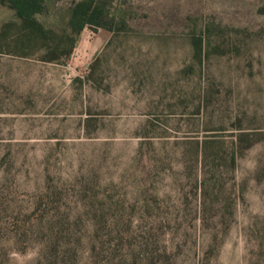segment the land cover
<instances>
[{
  "label": "rangeland",
  "instance_id": "374dc122",
  "mask_svg": "<svg viewBox=\"0 0 264 264\" xmlns=\"http://www.w3.org/2000/svg\"><path fill=\"white\" fill-rule=\"evenodd\" d=\"M77 1L0 0V264H264V0Z\"/></svg>",
  "mask_w": 264,
  "mask_h": 264
},
{
  "label": "trees",
  "instance_id": "16d2710c",
  "mask_svg": "<svg viewBox=\"0 0 264 264\" xmlns=\"http://www.w3.org/2000/svg\"><path fill=\"white\" fill-rule=\"evenodd\" d=\"M16 13L24 18L23 28L33 31L36 28V21L32 17L33 12L38 8V0H11ZM98 6L91 3V0H80L73 4L69 19H80L77 29L85 23H92L96 16H99ZM26 17L30 21H26ZM26 19V20H25Z\"/></svg>",
  "mask_w": 264,
  "mask_h": 264
}]
</instances>
